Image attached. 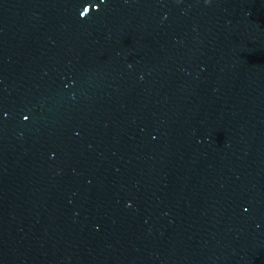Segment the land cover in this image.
<instances>
[{
    "label": "water",
    "instance_id": "1",
    "mask_svg": "<svg viewBox=\"0 0 264 264\" xmlns=\"http://www.w3.org/2000/svg\"><path fill=\"white\" fill-rule=\"evenodd\" d=\"M0 264H264V0H0Z\"/></svg>",
    "mask_w": 264,
    "mask_h": 264
}]
</instances>
